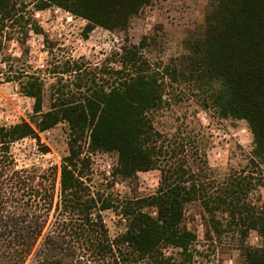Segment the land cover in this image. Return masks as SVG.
Instances as JSON below:
<instances>
[{"label": "trees", "instance_id": "16d2710c", "mask_svg": "<svg viewBox=\"0 0 264 264\" xmlns=\"http://www.w3.org/2000/svg\"><path fill=\"white\" fill-rule=\"evenodd\" d=\"M149 2L0 0L1 69L34 99L30 120L0 121V264H188L198 238L187 217L193 206L218 238L235 242L243 264H264L257 172L264 163V0H209L201 34L186 39L184 51L169 59L152 57L159 39L151 32L97 63L70 57L34 69L26 60L30 34L45 35L38 11L58 7L80 17L88 36L96 27L128 31ZM12 42L19 56L9 51ZM186 84L202 109L247 121L255 144L250 164L221 178L202 145L205 135L186 121L175 131L164 127L162 117ZM61 123L68 130L61 164L19 167L13 145L40 141L41 132ZM97 152L116 153L113 174L123 178L158 169V189L121 198L97 188ZM107 210L119 212L123 232L111 235ZM251 231L261 245L250 243ZM169 248L179 249L182 258L166 253Z\"/></svg>", "mask_w": 264, "mask_h": 264}, {"label": "rangeland", "instance_id": "374dc122", "mask_svg": "<svg viewBox=\"0 0 264 264\" xmlns=\"http://www.w3.org/2000/svg\"><path fill=\"white\" fill-rule=\"evenodd\" d=\"M209 8V0H150L132 18L128 31H109L96 27L86 36V20L61 8L52 7L36 13L45 35L30 34V53L26 60L34 69H45L49 61L70 57H84L97 63L126 41L138 43L144 34L151 32L159 39V46L150 50L152 57L163 55L162 57L169 59L184 51L186 39L201 34ZM9 48L14 55L21 54L16 42H12ZM2 67L0 54V121L10 125L23 119L30 120L34 99L21 92L18 82L7 81ZM52 81L49 78L47 83L45 108L49 104V85ZM176 91L178 95L175 96L174 105L167 109L161 119L166 129L175 131L182 121H186L190 124L189 127L205 135L201 140L202 145L210 165L221 178L231 169L239 170L250 164L255 144L246 120L222 118L214 110L202 109L190 84L182 85ZM67 133V126L61 123L41 132L40 141L25 138L16 142L13 152L19 167L37 164L46 168L61 164L63 156L68 153ZM43 148H47L49 152L42 153ZM116 162V153L93 154L92 183L97 188L106 189L121 198L147 196L156 192L160 181L158 169L140 171L135 178H123L113 174ZM257 172L262 179L260 195L264 204V163ZM199 212L198 206L189 207L187 212L189 226L198 235L191 248L194 257L188 264H243V257L235 242L229 237L218 238L211 224ZM104 217L112 236L125 230V222L118 211L107 210ZM249 240L253 245H261L257 231H251ZM166 253L174 255L178 260L182 258L177 248H169Z\"/></svg>", "mask_w": 264, "mask_h": 264}]
</instances>
